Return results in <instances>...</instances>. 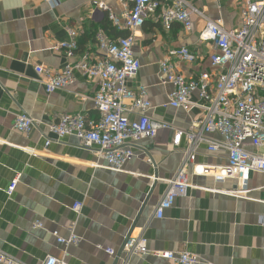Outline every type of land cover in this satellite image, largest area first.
<instances>
[{"label": "crops", "instance_id": "obj_1", "mask_svg": "<svg viewBox=\"0 0 264 264\" xmlns=\"http://www.w3.org/2000/svg\"><path fill=\"white\" fill-rule=\"evenodd\" d=\"M185 1L200 13L192 14L191 32L177 23L167 31L153 16L134 33L142 68L128 88L147 89L152 120L190 130L199 112L166 107L172 87L158 83L160 63L169 50L186 46L198 60L179 63V71L188 80L198 79L210 69L215 51L212 43L199 38L207 19L236 30L241 6L236 0ZM94 2L120 14L126 0H59L55 7L46 0H0V251L16 264H42L47 256L64 255L69 264H120L106 250L118 251L126 236L144 233L150 250L187 251L201 264H264V189L252 193L257 201L190 190L164 219H154L167 187L153 178H171L182 160L172 144V131L162 130L156 138L134 144L135 155L122 173L94 168L95 162H103L96 151L82 149L75 137L46 149L47 139L53 138L49 127L59 118L98 116L93 102L97 82L76 73L70 88L48 95L36 72L39 66L65 68V53L53 46L69 41L68 29L78 33V54L97 52L96 35L108 18ZM22 114L37 122L29 135L14 129L15 118ZM197 160L207 165L227 163L224 153L210 154L206 145L200 146ZM17 174L20 183L9 197L6 191ZM190 179L212 184L209 178ZM251 186H264V176L252 174ZM77 202L83 204L79 215L72 210ZM36 221L43 223L42 229L33 228ZM54 231L64 238L73 231L80 242L61 246ZM139 263L170 264L155 257Z\"/></svg>", "mask_w": 264, "mask_h": 264}, {"label": "built area", "instance_id": "obj_2", "mask_svg": "<svg viewBox=\"0 0 264 264\" xmlns=\"http://www.w3.org/2000/svg\"><path fill=\"white\" fill-rule=\"evenodd\" d=\"M55 7L59 0H46ZM241 6L240 26L226 30L221 21L208 20L200 40L212 43L210 69L198 79L188 80L179 71V63L194 64L197 56L186 46L169 50L160 63L158 83L170 85L166 107L183 112H199L190 130L178 129L159 123L149 115L153 105L143 86L128 88L142 68L135 54L134 33L146 21L157 16L161 26L169 31L180 24L184 31L193 29L192 14L200 13L185 0H126L124 9L116 14L107 4L94 2L97 10L105 13L117 32H129L127 38L110 39L103 30L96 35L97 52L78 54V33L68 29L69 41L56 43L53 50L64 52L68 63L59 71L39 66L48 95L67 90L75 82L76 73L97 82L93 102L97 119L82 114L63 116L49 127L53 138H48L46 149L54 142L75 137L80 147L96 151L98 160L93 167L110 172H124L125 164L135 153L132 146L140 141L156 138L160 131L173 133L174 149L182 153L175 174L168 179L153 178L166 185V192L155 208L154 219L162 220L179 198L190 190L226 196L235 200L257 201L252 193L264 189L251 186L252 174L264 176V0H236ZM37 122L28 115L15 118L14 129L29 135ZM218 135L220 139H214ZM185 142L184 147L182 144ZM206 145L210 154L224 153L227 163L207 165L197 160L200 146ZM251 146L250 150L247 146ZM150 164L151 159L147 160ZM191 177L209 178L212 184L193 183ZM21 180L17 174L6 194L11 197ZM83 204L77 202L72 210L80 214ZM34 229H42L36 221ZM61 246L78 245L80 238L71 232L64 238L59 231L52 233ZM106 253L120 264H140L148 257L165 260L170 264H201V259L187 251H152L144 233L126 236L120 250L107 249ZM137 260V261H136ZM0 264H16L0 251ZM42 264H69L67 255L47 256Z\"/></svg>", "mask_w": 264, "mask_h": 264}, {"label": "trees", "instance_id": "obj_3", "mask_svg": "<svg viewBox=\"0 0 264 264\" xmlns=\"http://www.w3.org/2000/svg\"><path fill=\"white\" fill-rule=\"evenodd\" d=\"M101 30H103L107 36L114 41L118 40L119 38H127L130 35L129 32H117L108 19L104 20L103 29Z\"/></svg>", "mask_w": 264, "mask_h": 264}]
</instances>
